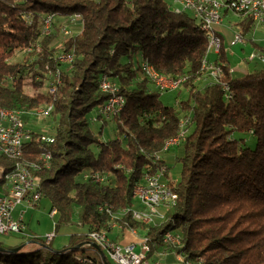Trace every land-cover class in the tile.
I'll return each mask as SVG.
<instances>
[{
	"label": "trees",
	"instance_id": "16d2710c",
	"mask_svg": "<svg viewBox=\"0 0 264 264\" xmlns=\"http://www.w3.org/2000/svg\"><path fill=\"white\" fill-rule=\"evenodd\" d=\"M170 1L0 0V106L29 111L53 103V141L44 144L41 127L33 129L22 159L37 160L43 150L52 154L50 166L35 175L56 210L54 233L75 220L86 231L108 229L107 209L134 206L133 188L146 171L179 162L177 201L166 218L145 226L124 216L111 238L117 241L127 227L144 231L150 258L171 250L162 235L176 230L182 243L177 252L197 264H264V67L234 77L222 42L211 58L226 65L230 97L224 100L221 83L200 69L206 31L191 11L175 12ZM72 14L81 15L82 29L62 39L60 26ZM49 15L51 31L45 35L41 29ZM254 25L249 16L234 22L245 39ZM60 51L71 61H59ZM17 53L21 59L13 60ZM144 62L169 78H183L186 97L176 106L164 105L161 91L143 74ZM57 69L60 83L53 96L25 90L26 79L40 89ZM102 74L117 82L125 103L109 120L102 118L95 132L90 113L107 99L98 86ZM202 77L207 81L199 84ZM184 117H189L185 138L173 153L163 152ZM107 124H113L114 137L104 140ZM236 132L251 133L255 146ZM0 165L11 171L15 161L0 153ZM86 174L103 179H85ZM54 237L48 243L33 237L42 246L36 249L0 242V264H115L89 244L86 233L70 234L60 248L53 246ZM172 259L169 254L158 264H173Z\"/></svg>",
	"mask_w": 264,
	"mask_h": 264
},
{
	"label": "built area",
	"instance_id": "2783aa9c",
	"mask_svg": "<svg viewBox=\"0 0 264 264\" xmlns=\"http://www.w3.org/2000/svg\"><path fill=\"white\" fill-rule=\"evenodd\" d=\"M237 3V6L242 10V3L244 0H233ZM175 7L172 8L175 12L182 10H189L192 14L201 22V27L206 31L211 42V55H215L220 50L219 34L216 32L215 25L222 23V17H216V9H225L224 7H208L204 5H195V0H171ZM256 9L261 10V17H254L255 24H264V0H258V6ZM52 17L47 16L42 25V29L46 31V34L51 30ZM69 25V27H68ZM76 26L74 29L72 27ZM83 22L79 15L67 17L66 21L60 26L63 34L70 35L72 33H79L82 29ZM243 37H236L234 35L230 44L232 46L239 43H243ZM69 54H61L58 59L61 62L69 61ZM246 59L248 61L258 60L264 64V45L252 49L247 53ZM209 73L214 74V82H220L224 89V100H228L225 95V88L227 82L224 79V66L222 62H214L209 58L207 65ZM60 73L56 71V76L51 81V96H53L60 83ZM102 76V85H99L101 92L107 94L106 101L102 104L104 108V115L109 117L116 114V107L121 102L122 94L120 91L113 87V79L106 74ZM178 80H164V82H157V90L163 92L171 90V83ZM50 107V113L53 110V103H48ZM50 114H45V118ZM92 123L95 122V115L91 118ZM189 117H185V134L183 137L170 143V149L178 146L187 134V124ZM33 129L30 128L26 122H17L5 117V113H0V148L10 149H23L24 144L32 138ZM40 140L46 145H49L53 141V136L47 132H43L40 135ZM41 155L46 156V163L50 161L52 155L49 151L43 150ZM88 176H94L95 180H102L103 178L99 174H87ZM143 176H146V187H137L136 197L146 198L158 204H163L169 198L177 197V193L174 190H166V183H172L173 178L168 174L166 166L162 165L156 171H146ZM7 182H14V189H7ZM42 192L40 190V183H37V177L34 175H28L19 167H16L13 173H7V180L0 189V234L10 235L13 233H20L23 228L22 213H19V218L13 217V210L16 206L24 204L28 207H34L41 199ZM56 211L51 210L50 214L55 215ZM126 215H135V220L145 224H157L156 220H150L147 217H138L134 211H127ZM120 229L118 227H109L108 229L95 230V232H87L86 236L89 242H93L97 245L101 252H105L111 261L115 264H158L161 260H164L169 256L170 251L163 249L162 251L155 252L154 257L148 258L150 252L149 242H145V239H137L133 236V239L123 243L120 238L124 237V231L121 233L120 238L116 241L111 238V234H116ZM53 236V233L47 234L45 239L48 242ZM167 241H174L171 234ZM179 248L181 241H174ZM165 243V242H164ZM173 264H179V260H172Z\"/></svg>",
	"mask_w": 264,
	"mask_h": 264
},
{
	"label": "bare ground",
	"instance_id": "6f19581e",
	"mask_svg": "<svg viewBox=\"0 0 264 264\" xmlns=\"http://www.w3.org/2000/svg\"><path fill=\"white\" fill-rule=\"evenodd\" d=\"M195 5H204L208 7H224L225 9H216V17H223L224 13L227 12V14H231L234 18L236 17H245L249 16L254 19V17H261V10L256 9L258 6V0H244L242 3V10L237 6V3H235L233 0H195ZM74 15H79L80 14H72L68 17H72ZM52 17V15H50ZM82 20V17H81ZM203 29V28H202ZM204 30V29H203ZM42 33L46 35V31L44 29H41ZM51 30L48 31L47 34L50 33ZM236 37H242L239 32H235L234 34ZM208 45L206 49V56L201 62L200 69L202 71V74L208 78L210 81L214 82V74L209 73V69L205 67L208 63L209 60V55H211V42L208 37ZM220 39V46L222 43V38L219 35ZM262 46V45H260ZM72 59L71 55L69 56V61H64V62H70ZM224 66V74H225V67L226 65L222 62ZM143 74L151 81L153 88L157 90V82H164V80H178L174 81L171 83V90H176L180 87L182 81L184 80L183 78L179 79H172L169 78L165 75H162L156 71V69L149 63H142L141 65ZM59 71V69H57ZM227 71L229 74L233 73V69L228 66ZM51 75V80L45 87L46 92L50 95L51 94V81L54 80L56 76L55 73H48ZM102 85V76L99 78L98 86ZM113 87L119 91V86L116 81L113 80ZM225 95L226 97H230L229 93V85L226 84L225 88ZM125 103L124 97L122 95L121 97V102L119 106L116 107V114L121 111ZM48 104V103H47ZM47 104L41 105L34 110H29V111H20L16 109H8L0 106V113H5V117L8 119L15 120L17 122H26L24 115H28L29 117H34V118H42L45 116V114H50V107H48ZM104 117H109L108 115H104V108H102V105L99 106L98 111L95 115V122L96 121H101L102 118ZM185 134V117L181 118L179 123H178V128L176 131V134L167 139L164 142L163 145V152H169L170 151V143L174 142L175 140L183 137ZM0 153L7 156L8 158H11L15 161L16 167H19L21 170H23L25 173H28V175H34V177H37L35 175L36 172L41 170L43 167H49L52 155L50 156V161L46 163V156L39 155L37 160H24L22 159L23 157V149H10L7 150L5 148H0ZM14 168L11 171H7V169L4 166L0 165V189H2V186L7 180V173H13ZM88 177H91V179H95L94 176H88L87 174L85 175V179ZM176 182V179L173 180L172 183H166V190H174L173 186L174 183ZM37 183H39V178L37 177ZM137 187H146V176H143V179L141 182L137 183L132 191V198L134 200L135 205L131 207H126L127 211H134L136 214H138V217H147L150 220H156L157 223L162 222L166 218L167 212L176 204L177 197H172L169 198V200L165 201L163 204H158L156 205L155 202L146 200V198H140L136 197V190ZM7 189H14V182H7ZM126 208H122L118 211H111L110 209H107V212L110 216V221L108 227H120L119 218H122L124 216H129L131 219L135 220V215H126ZM56 211L55 209H53ZM145 225V224H144ZM147 226V225H145ZM87 232H95V230H88ZM128 234L131 239H133V236H136L137 239H145V242L148 241V237L145 235L144 231H141L140 229L137 228H131L127 227L124 229V235ZM171 234V237L173 238L174 241H181V235L178 231L176 230H167L164 232L162 235V241L163 243L169 245L171 247V250L166 249L167 251H170V254L173 256L172 260H179V264H197L195 261L187 259L184 255L181 253L177 252L178 247L176 246V243L174 241H167L169 236ZM182 244V243H181ZM181 247V245H180ZM159 251H162L161 249ZM201 261V260H200ZM200 263V262H198Z\"/></svg>",
	"mask_w": 264,
	"mask_h": 264
},
{
	"label": "rangeland",
	"instance_id": "374dc122",
	"mask_svg": "<svg viewBox=\"0 0 264 264\" xmlns=\"http://www.w3.org/2000/svg\"><path fill=\"white\" fill-rule=\"evenodd\" d=\"M170 7L171 9L175 7V4H173L170 1ZM223 21L220 24L215 25V29L223 32L225 35H227V45H225V51L227 53V57H228V62L230 67L233 69V76L234 77H238L241 76L245 73H248L250 71H252L253 69H259V68H263L264 64L259 62L258 60L255 61H248L246 59L247 57V51L241 50L240 54H238L237 52H235L230 45H228V42L230 40V38L234 37L235 32H238L237 29L234 26V22L238 19H243L244 17H236L233 20H229V18L227 17V12L224 13L223 15ZM246 17V16H245ZM65 22V21H64ZM69 27V25H68ZM76 26L72 27V29H74ZM231 27V28H230ZM70 28V27H69ZM59 36L63 39V38H67V37H71L76 35V33H72L70 35V33L68 35L63 34L61 32V29H59ZM78 34V33H77ZM229 34V35H228ZM248 39H252L254 40V43H257L259 45H264V24H255L251 33L248 35ZM59 38L58 42L59 45H61L62 39ZM246 39L244 38V41ZM246 42L251 43L249 40H246ZM254 47V45H253ZM258 48V47H257ZM61 54H69L68 52H64V51H60L59 55ZM58 55V57H59ZM212 55H209L208 57L212 60L211 58ZM22 55L20 53H17L15 55V57L13 58V60H19L21 59ZM49 75V74H47ZM49 82H46V84L43 86V88L40 89H34L31 85V82L29 79H26L25 81V85L24 88L27 92L29 93H33V94H37V92L41 91V90H45V87L47 86ZM56 93V92H55ZM186 97V92L183 89L182 86H180L178 89L176 90H168V91H163L160 94V100L161 102L166 105V106H176V101L178 99H184ZM98 111V107H96L95 109L92 110V112L90 113V119L96 115ZM51 115L45 117V118H34V117H27L26 120V124L32 128V129H37L38 127H41L42 132H47L50 134L51 131H49L52 127V125L54 124V122L51 119ZM106 118V120H109L111 117H104ZM103 118V119H104ZM102 120V119H101ZM101 121H96L94 123L91 122V126L92 129L97 132L99 125H100ZM40 129V130H41ZM114 137V133H113V124H107L104 127V134L102 136V139H111ZM235 137L237 138H242L245 141V144L249 147H254L255 146V137L249 133H241V132H236L235 133ZM172 152V151H170ZM173 153V152H172ZM170 155V153L168 154V156ZM167 156V157H168ZM164 166H166L167 168V172L169 175L172 176L173 179H178L179 178V173H180V168L181 165L179 162H174L171 163V167L168 168V166L166 164H164ZM19 210H22V219H23V235L20 234H10L9 236L7 235H2L0 234V242H2L5 245H18L22 242L26 243L27 241V237L26 236H40V237H45L47 234L53 233L55 234V238L53 240V246H58L61 245V243L59 242H66L67 241V237L68 235H66V233L64 232H70L72 234H80V233H86V230L79 224V222H77L75 220V222L69 224V225H63L61 226V228L54 233V223L57 220V215H51L50 211V203L49 200L46 197H41L40 201L36 204V206L34 207H28L25 206L24 204L17 206L14 214L16 215L17 218H19ZM49 232V233H47ZM27 248H32V249H36V248H42V246L40 245V243L34 244L32 246H28Z\"/></svg>",
	"mask_w": 264,
	"mask_h": 264
},
{
	"label": "crops",
	"instance_id": "0c3cea01",
	"mask_svg": "<svg viewBox=\"0 0 264 264\" xmlns=\"http://www.w3.org/2000/svg\"><path fill=\"white\" fill-rule=\"evenodd\" d=\"M227 17L229 18V20L231 21V20H233L234 18H233V16L231 15V14H227ZM235 20V19H234ZM231 28V27H230ZM216 31H218V30H216ZM220 34H221V38H222V42H223V44H224V46L225 45H227V40H226V38H227V35H225L223 32H220V31H218ZM229 35V34H228ZM233 38L231 37L230 38V40H229V42H228V45H230V47L235 51V52H237L238 54H240V55H242L241 53H240V51L241 50H244V51H247V53L249 52V51H251L252 49H255V48H257V47H253V45H254V40H249L251 43H249V42H246V40H248V39H246L243 43H239V44H237V45H234V46H232L231 44H230V42H231V40H232ZM257 44V43H256ZM259 45V44H258ZM226 47V46H225ZM228 65H229V62H228ZM230 66V65H229ZM205 81H207V79L205 78V77H202L198 82H199V84H201V83H203V82H205ZM18 206H20V205H18ZM36 206V205H35ZM17 207V206H16ZM16 207H15V209H16ZM15 209L13 210V217L14 218H17L16 217V215L14 214V211H15ZM20 211L21 210H19V213H20ZM19 215V214H18ZM22 221H23V219H22ZM23 229V228H22ZM47 233H49V232H47ZM64 233H66V235H70V234H72V233H70L69 231L67 232H64ZM16 234H20V235H23V232L21 231L20 233H16ZM9 236V235H8ZM27 237V241H26V243L24 244V245H26L27 247L28 246H32V245H34L35 244V242L33 241V240H31L33 237H35V236H26ZM55 238V237H54ZM129 240H131V237L128 235V234H125L124 235V237H122V238H120V241L121 242H123V243H125V242H127V241H129ZM59 243H61V245H58V246H56V247H58V248H60V247H62L63 245H65L66 244V242H64V241H62V242H59Z\"/></svg>",
	"mask_w": 264,
	"mask_h": 264
},
{
	"label": "water",
	"instance_id": "95a60500",
	"mask_svg": "<svg viewBox=\"0 0 264 264\" xmlns=\"http://www.w3.org/2000/svg\"><path fill=\"white\" fill-rule=\"evenodd\" d=\"M45 237H46V236H45ZM45 237H44V238H45ZM52 237H53V236H52ZM50 240H51V239H50ZM50 240H49V241H50ZM45 241H46V239H45ZM49 241H48V242H49ZM48 242H46V243H48ZM24 244H25V243H24ZM89 244L92 245L93 247H95V248L98 249V247H97V245H96L95 243H93V242H89ZM20 248H21V246L19 245V246H16V247L9 248L8 250L11 251V252H13V251H17V250H19ZM0 249H3V248H0Z\"/></svg>",
	"mask_w": 264,
	"mask_h": 264
}]
</instances>
